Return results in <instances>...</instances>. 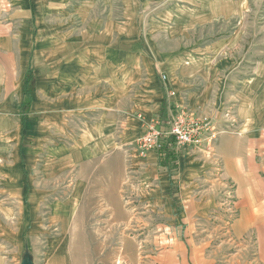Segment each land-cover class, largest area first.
<instances>
[{
    "label": "crops",
    "instance_id": "crops-1",
    "mask_svg": "<svg viewBox=\"0 0 264 264\" xmlns=\"http://www.w3.org/2000/svg\"><path fill=\"white\" fill-rule=\"evenodd\" d=\"M259 3L0 0V237L13 236L7 223L16 220L19 237L40 228L48 212L52 222L69 220L114 162L126 167L118 190L136 189L150 206L171 204V223H182L171 227L176 238L214 214L219 224L232 218L234 242L263 253ZM30 70L35 91L22 113ZM165 97L167 117L185 106L228 130L214 153L185 146L170 166L156 150L139 155L138 140L163 123ZM226 182L235 186V215L225 213Z\"/></svg>",
    "mask_w": 264,
    "mask_h": 264
},
{
    "label": "rangeland",
    "instance_id": "rangeland-1",
    "mask_svg": "<svg viewBox=\"0 0 264 264\" xmlns=\"http://www.w3.org/2000/svg\"><path fill=\"white\" fill-rule=\"evenodd\" d=\"M259 4L264 6L263 0ZM125 168L113 162L98 175L82 203L70 207L69 220L52 222L48 212L40 228L20 237L24 224L7 223L13 236L0 237V264H21L26 251L35 264H264V252L234 242L229 226L214 214L190 236L176 238L171 227L182 223H171V204L150 206L137 198L136 189H117Z\"/></svg>",
    "mask_w": 264,
    "mask_h": 264
},
{
    "label": "built area",
    "instance_id": "built-area-1",
    "mask_svg": "<svg viewBox=\"0 0 264 264\" xmlns=\"http://www.w3.org/2000/svg\"><path fill=\"white\" fill-rule=\"evenodd\" d=\"M161 79L165 81L167 76L161 75ZM227 131L221 130L216 121L198 119L188 107L178 106L170 112L165 122H155L149 126L148 132L138 140L137 151L145 158L151 150H156L159 154L166 145L176 153L183 147L190 146L203 149L211 155L215 151L218 138ZM234 187L232 183L226 184L224 191L223 202L227 213L231 215L236 214ZM231 219L227 222L228 226Z\"/></svg>",
    "mask_w": 264,
    "mask_h": 264
},
{
    "label": "trees",
    "instance_id": "trees-1",
    "mask_svg": "<svg viewBox=\"0 0 264 264\" xmlns=\"http://www.w3.org/2000/svg\"><path fill=\"white\" fill-rule=\"evenodd\" d=\"M24 95L27 98V100L22 104L21 106V112L24 113L26 110H28L30 106V102L32 100L33 93L35 91V78L33 75V71L30 70L26 77H25V83H24ZM168 102L165 97V100L162 105V111H161V119L163 122L167 120V114H168ZM160 164L161 166H170L171 164H174L178 160V154L176 152H172L170 150V147L166 145L162 151H160Z\"/></svg>",
    "mask_w": 264,
    "mask_h": 264
},
{
    "label": "water",
    "instance_id": "water-1",
    "mask_svg": "<svg viewBox=\"0 0 264 264\" xmlns=\"http://www.w3.org/2000/svg\"><path fill=\"white\" fill-rule=\"evenodd\" d=\"M21 264H35L31 254L29 253V251H26L25 256H24Z\"/></svg>",
    "mask_w": 264,
    "mask_h": 264
}]
</instances>
